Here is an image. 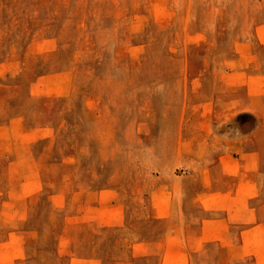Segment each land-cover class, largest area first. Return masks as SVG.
Masks as SVG:
<instances>
[{"label":"rangeland","instance_id":"1","mask_svg":"<svg viewBox=\"0 0 264 264\" xmlns=\"http://www.w3.org/2000/svg\"><path fill=\"white\" fill-rule=\"evenodd\" d=\"M0 264H264V0H0Z\"/></svg>","mask_w":264,"mask_h":264},{"label":"crops","instance_id":"2","mask_svg":"<svg viewBox=\"0 0 264 264\" xmlns=\"http://www.w3.org/2000/svg\"><path fill=\"white\" fill-rule=\"evenodd\" d=\"M232 120H234V122H232ZM232 120L229 123H230V125L232 124L233 131L230 129L229 130L231 131L230 136H231V139H233V140H230V141H235L239 136H242L245 132L244 131L245 127H247L248 125L250 127L255 122V118L251 114H243L240 116L238 115V116L234 117V119H232ZM226 128L228 129V125L226 126ZM243 137H239V138H243Z\"/></svg>","mask_w":264,"mask_h":264},{"label":"bare ground","instance_id":"3","mask_svg":"<svg viewBox=\"0 0 264 264\" xmlns=\"http://www.w3.org/2000/svg\"><path fill=\"white\" fill-rule=\"evenodd\" d=\"M232 122H234V120H232ZM233 127H232V124L230 125V126H228V130L230 129V130H232L233 131V129H232Z\"/></svg>","mask_w":264,"mask_h":264}]
</instances>
